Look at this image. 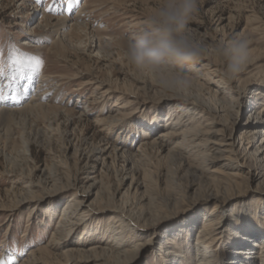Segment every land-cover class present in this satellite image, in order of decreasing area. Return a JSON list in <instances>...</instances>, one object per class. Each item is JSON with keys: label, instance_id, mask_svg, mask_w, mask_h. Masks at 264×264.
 Returning a JSON list of instances; mask_svg holds the SVG:
<instances>
[{"label": "rangeland", "instance_id": "1", "mask_svg": "<svg viewBox=\"0 0 264 264\" xmlns=\"http://www.w3.org/2000/svg\"><path fill=\"white\" fill-rule=\"evenodd\" d=\"M51 2L0 0V93L17 91L21 106L40 95L51 107L15 120L8 135L0 132V257L12 264H98L100 248L122 235L119 264H197L202 216L213 213L221 218L204 244L211 264H257L260 242L240 241L239 227L240 219L264 212V117L250 127L264 114V0H196L177 35L201 55L155 67L134 64L130 47L155 34L158 12L179 0H72L70 9L57 0L50 13ZM63 16L84 31L50 33L47 18ZM239 39L249 49L233 74ZM192 104L204 116L201 125L215 133L210 137L233 150L236 166L217 199L206 197L207 174L194 173L191 159L180 161L172 150L180 137L159 141L174 110ZM201 134L182 146L196 150L192 139ZM222 167L218 160L210 170L223 173ZM129 191L137 203L119 219L111 208L120 204L111 197L118 201ZM74 197L77 204L63 217Z\"/></svg>", "mask_w": 264, "mask_h": 264}, {"label": "bare ground", "instance_id": "2", "mask_svg": "<svg viewBox=\"0 0 264 264\" xmlns=\"http://www.w3.org/2000/svg\"><path fill=\"white\" fill-rule=\"evenodd\" d=\"M47 20L48 21H46V27L48 26L50 28L49 29L50 33H54V34L56 33L60 37H63V35H65V29L69 26L70 27H80L81 31H84L85 29V27L81 26V24L72 23L65 16L53 18L52 20H50V17H48ZM59 44H60L59 40L54 41L55 47L59 46ZM27 65L33 66L34 63L28 62ZM40 79H41L40 80L41 82L44 81L43 80L44 78H42V76H40ZM40 86H42L41 83H40ZM41 88L43 89V87ZM17 94L18 92L15 91V96ZM12 96L9 97L7 99V102L5 103L13 102ZM40 100H41L40 95L35 96L31 94L30 99L28 100V103H25L22 106L20 105L21 103H20L19 98L15 100L17 104L20 103L19 107L18 105H15L14 108H9V107L5 108L3 107V105H0V132L3 131L5 134L8 135L10 134V132H12L11 129L13 127V124H15V120L18 119V121L19 120L21 121L23 119L22 121L24 122L36 114L45 115L47 111H50L51 107L48 105V103L40 101ZM198 110L199 109L198 107L195 106V104L176 108L174 110L173 122L170 123V128L166 129V131L164 132V134H162L159 141L161 143H169L171 140H173L175 136L180 137L181 142H179V144L173 147L172 150L177 153L176 155L178 156V159L180 161H182L183 158L184 159L186 158V160L188 159V161L191 159L190 163L193 162L194 164L193 166L194 173L199 174L201 176L204 173L207 174L208 178L206 179V183L210 185V190L208 191L206 197L208 199H211V198L217 199L219 196L218 195L219 190L217 189L219 188V184L223 183L225 180L226 181L229 180L232 174L230 172L233 171L236 166L235 164H233L234 160H231L229 156V154L232 153L233 150L230 147L231 144H228V143L226 144V142L222 140H218L216 138L210 137V135H215V133L214 132L212 133L210 129H208L206 126L205 127L202 126L203 122H200V119H203L204 116L202 115V112H199ZM263 117H264V114H261V116L256 117L255 122L251 123L250 127L254 128L257 125H261ZM100 122H103V121H100ZM200 125H201V128H200ZM207 125H212V122L208 123ZM178 126H180L181 128L177 130L175 127H178ZM109 130H113V125L110 127ZM197 133H202L201 136L207 137V138L205 139L206 141L200 140L202 137L199 138L198 140H196V138L192 139V142L194 143V148L196 150L190 149L192 146H189V147L182 146L183 141H187L188 138L195 137ZM144 134L146 135L145 132ZM263 138L264 136L261 137V140H260L261 142L264 141ZM253 148L255 151L258 149L257 151L259 153L262 150V148H258L257 144ZM218 160H219L220 165L223 166L222 168L226 170V171L223 170L224 171L223 173L217 172L216 170L215 171L213 170L214 172H212L210 170V166L212 164L218 163ZM253 160L257 161V158H254ZM135 195L136 193L133 194L131 193V191H129L127 194L121 195L122 197L119 198L118 201H114L115 195L113 196V198L111 197L114 204L118 202L120 204L118 208H113V207L111 208L113 211L119 212V215L117 216V218L126 219L127 217L126 215H129L130 210H132L133 208L132 207L133 204L137 203L136 201L137 198ZM76 204H77V201L75 197L71 199L70 201H68L66 204L64 215L62 216L66 217L69 213L68 211L72 209V207H74V205ZM139 213L143 214V211L141 212V210L139 209V212H137V214ZM217 216H218L217 214H213V213L212 215L209 214L206 216L205 215L202 216L201 222L203 226L201 228V231H199L201 232V235L199 234V236L197 237V244L195 248L196 252H198L200 256L197 264H211L210 261L212 260L211 258L213 257L212 255L213 252H210L208 248L205 247L204 244L208 240L207 236H209V233L212 230L213 226L218 225L219 221L217 220L218 218ZM240 221L242 222V226L239 227V233H241L240 241H242L243 243L251 241V240H253V242H260L259 243L260 247L258 251L259 261L257 264H264V227L259 229L260 224L263 223L264 225V212L258 214L257 216L255 214L254 215L251 214L250 217H246V218L244 217L240 219ZM119 227H121L122 230H124L125 226H123V224L120 223ZM111 237H113L112 241L116 240L115 243L107 244L108 248H105V249L100 248L98 252L99 254L94 256L95 257L93 259L94 262H98V264H108L109 261H114L116 262L115 264H119L117 263V261H120L123 257L121 256L120 253L122 252L121 249L124 247L125 242L123 240L122 235H119L115 238L113 235H111ZM125 252L128 253V251H125Z\"/></svg>", "mask_w": 264, "mask_h": 264}, {"label": "clouds", "instance_id": "3", "mask_svg": "<svg viewBox=\"0 0 264 264\" xmlns=\"http://www.w3.org/2000/svg\"><path fill=\"white\" fill-rule=\"evenodd\" d=\"M195 10L196 0H179L178 3L162 8L154 21L159 25L156 33H145L131 45L130 60L140 67H155L164 60L183 64L197 59L201 55V50L177 35L184 30ZM248 49L247 40L234 41L232 63L229 65L231 73L236 74L242 70Z\"/></svg>", "mask_w": 264, "mask_h": 264}, {"label": "snow or ice", "instance_id": "4", "mask_svg": "<svg viewBox=\"0 0 264 264\" xmlns=\"http://www.w3.org/2000/svg\"><path fill=\"white\" fill-rule=\"evenodd\" d=\"M67 3H68V7L70 9L72 6V0H67ZM57 8H58L57 0H52L51 4L48 5L46 10L48 12L52 13V12L57 11ZM37 62L39 63V61H37ZM8 98L9 97H8V94L6 92L0 93V100H7ZM12 99L15 102V100H16L15 96H13ZM0 264H12V261L10 258L0 257Z\"/></svg>", "mask_w": 264, "mask_h": 264}]
</instances>
